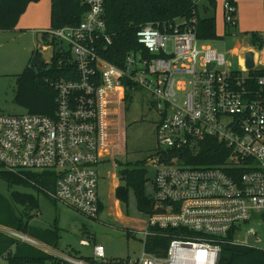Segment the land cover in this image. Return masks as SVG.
I'll return each instance as SVG.
<instances>
[{
	"label": "built area",
	"instance_id": "built-area-1",
	"mask_svg": "<svg viewBox=\"0 0 264 264\" xmlns=\"http://www.w3.org/2000/svg\"><path fill=\"white\" fill-rule=\"evenodd\" d=\"M202 1L192 0L187 18L139 26L140 47L128 52L121 66L100 55L111 44L104 0H80L87 9L79 23L50 29L52 40L36 44L37 52L50 45L52 55H59L56 64L68 67L65 76L48 81L56 94L53 116L0 113V167L19 176L43 173L52 187L40 191L96 218L98 166L111 160L115 167L111 157L122 149L116 132L121 114L132 92L144 91L159 121L158 148L147 161L154 170L151 211L140 233L143 243L154 236L169 238L162 255L143 247L136 259L106 258L101 244L81 240L92 244V257L56 253L44 264H218L221 240L251 218L264 217V31L252 32L253 65L246 67L243 56L241 68L232 69L222 53L206 44L197 47ZM222 8L232 34L236 2L225 0ZM205 137L225 146L223 160L185 163L180 152L196 151ZM2 231L36 245L22 232ZM0 259L9 264L7 252Z\"/></svg>",
	"mask_w": 264,
	"mask_h": 264
},
{
	"label": "rangeland",
	"instance_id": "rangeland-1",
	"mask_svg": "<svg viewBox=\"0 0 264 264\" xmlns=\"http://www.w3.org/2000/svg\"><path fill=\"white\" fill-rule=\"evenodd\" d=\"M224 1L215 0L214 15L219 38L207 42L200 41L197 47L203 44L212 47L217 53L223 54L232 69H240L245 48L251 50L253 45L252 32L264 31V0H233L237 5V25L235 30H231L232 34H228V28L224 24ZM50 9L51 0L32 1L27 5L15 28L0 31V113L26 112L13 100L15 76L29 64L33 51L36 50L38 35L33 28L42 25L43 30H50ZM59 47L60 44L57 48ZM38 51L45 63L51 61L53 49L50 45H46L45 49L39 48ZM158 121L159 116L150 107L145 92H132L128 107L120 117L121 129L116 131H119L121 136L118 139L122 141V149L111 157L115 167L112 166L111 160L98 166L101 173L98 180V197L102 209L96 218H88L61 202H53L42 191H37L31 186L9 185L1 177L0 195L11 198L13 191L32 193L37 198L38 208L31 210L33 216L29 220V226L57 229V252L92 257V247L81 245V240H89L92 244L95 242L103 246L106 258L136 259L143 249V236L140 232L146 229V214L137 210L132 194L127 206L117 204L114 189L123 184L118 177V171L123 166H138L147 170L149 181L145 183V193L151 197L154 170L147 167V161L158 148L155 133ZM107 171L112 174L115 172L116 176L106 174ZM18 208H21V205ZM240 227L241 229L230 233L234 241L229 240L230 243L264 248V217H253ZM2 230L0 227V232L4 233ZM127 231L133 233L129 235ZM0 264L6 263L0 259Z\"/></svg>",
	"mask_w": 264,
	"mask_h": 264
},
{
	"label": "trees",
	"instance_id": "trees-1",
	"mask_svg": "<svg viewBox=\"0 0 264 264\" xmlns=\"http://www.w3.org/2000/svg\"><path fill=\"white\" fill-rule=\"evenodd\" d=\"M37 0H0V31L12 30L25 11L27 5ZM193 8L192 0H104V19L106 32L111 36V44L101 49L100 55L107 61L121 66L124 56L140 45L136 41V30L145 23H163L178 18H187ZM80 0H51L50 29L77 25L86 10ZM215 0L202 1V14H198L196 35L201 41L219 38L216 33ZM252 34V40H253ZM48 43L52 39L47 32L41 34ZM55 46V42H52ZM37 52V51H34ZM65 53H63L64 55ZM63 57V55L60 53ZM58 54L52 55L49 63L42 69L27 64L21 73L15 76L13 100L27 113L53 116L55 109V91L48 84L52 78L65 76L67 65L58 66ZM68 59L69 53L64 57ZM196 151L183 150L184 162L190 165H213L221 162L227 154L225 146L212 137H205L197 142ZM173 155V153L171 154ZM147 170L141 167L123 166L118 177L123 184L114 190L115 198L121 205L127 206L132 194L137 210L148 214L151 211V197L145 193V183L149 181ZM0 177L9 185L20 184L31 186L37 191L39 187H52L40 172H26L19 176L0 167ZM31 181L33 183H31ZM18 205V206H17ZM21 205V208H18ZM38 208L37 198L30 192L13 191L11 198L0 195V226L26 233L52 248L58 241L57 229H39L29 226L32 218L31 210ZM164 231H171L166 229ZM229 234L221 240L218 264H264V248L230 243ZM169 238L167 236L149 237L144 243L147 252L162 255ZM234 242V241H233ZM11 250L9 264H44L54 257L33 246L17 242L0 232V255Z\"/></svg>",
	"mask_w": 264,
	"mask_h": 264
},
{
	"label": "crops",
	"instance_id": "crops-1",
	"mask_svg": "<svg viewBox=\"0 0 264 264\" xmlns=\"http://www.w3.org/2000/svg\"><path fill=\"white\" fill-rule=\"evenodd\" d=\"M20 18H21V16H20ZM19 18V19H20ZM19 21V20H18ZM18 23V22H17ZM16 27V26H15ZM43 26L41 25H38V26H36V27H34L33 28V30L35 31V33H36V35H38V42H41V43H43V41H44V39H43V37H41V34L42 33H44V32H46V30H43ZM37 42V43H38ZM207 42V41H206ZM247 49H249V48H245V51H247ZM34 51H36V50H34ZM33 51V54L34 53H36V54H38L40 57H41V55H40V53L39 52H34ZM245 51H244V53H245ZM110 174H112V172L110 173ZM109 175V174H108ZM113 176H116L115 175V172L112 174ZM117 187V186H116ZM115 190V189H114ZM45 195V194H44ZM46 197H48L47 195H45ZM49 198V197H48ZM116 199V198H115ZM52 200V199H51ZM53 201V200H52ZM54 202V201H53ZM116 203L118 204H120V202L116 199ZM100 209H102V206H101V208ZM101 211V210H100ZM144 222H145V220H144ZM0 227H2V228H8V227H4V226H0ZM34 227V226H33ZM35 228H39V227H35ZM39 229H42V228H39ZM46 229H52V228H46ZM43 230V229H42ZM127 233L129 234V235H131L133 232H130V231H127ZM5 234V233H4ZM23 234H25V235H27L26 233H23ZM7 236H9V235H7ZM29 238H32V237H30L29 235H27ZM10 237V236H9ZM12 238V237H11ZM12 239H14V238H12ZM33 239V238H32ZM15 240V239H14ZM34 241H36V245L35 244H31V243H26V244H29V245H31V246H33L34 248H36V249H39V250H41V251H43V252H45V253H47V254H50V255H52L53 257H54V259H55V255L54 254H56V253H62L63 254V252H57V249H55V248H52L51 246H48V245H46V244H44V243H42V242H40V241H38V240H36V239H33ZM15 241H17V240H15ZM17 242H19V241H17ZM94 243V242H93ZM89 246H91L92 247V244H90ZM143 247H144V243H143ZM56 248H57V245H56ZM50 249H52V250H50ZM5 252H7V254H8V262H9V256H10V252H11V250H7V251H5ZM5 252H3V253H5ZM2 253V254H3ZM1 254V255H2ZM67 254H69V255H71L70 253H67ZM72 256H75V257H79V256H77V255H73L72 254ZM81 258H89V257H81ZM53 261V260H52ZM5 263H6V261H5Z\"/></svg>",
	"mask_w": 264,
	"mask_h": 264
},
{
	"label": "water",
	"instance_id": "water-1",
	"mask_svg": "<svg viewBox=\"0 0 264 264\" xmlns=\"http://www.w3.org/2000/svg\"><path fill=\"white\" fill-rule=\"evenodd\" d=\"M244 59H245V66L251 67L253 65V53L251 50H247L244 53ZM44 65L43 59L36 53L32 54L29 66L35 67L37 69H42Z\"/></svg>",
	"mask_w": 264,
	"mask_h": 264
}]
</instances>
